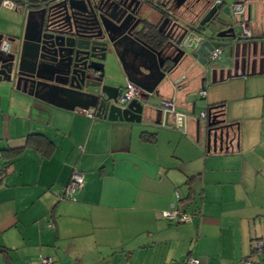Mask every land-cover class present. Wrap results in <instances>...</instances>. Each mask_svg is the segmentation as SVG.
<instances>
[{"label":"crops","instance_id":"crops-1","mask_svg":"<svg viewBox=\"0 0 264 264\" xmlns=\"http://www.w3.org/2000/svg\"><path fill=\"white\" fill-rule=\"evenodd\" d=\"M239 1L252 39L229 46L234 73L226 77L248 79L242 99L252 111L242 112L252 123L230 109L235 93L208 101L216 91H207L196 58L180 64L155 93L143 91L156 109L161 100L174 103L171 128L91 119L0 81V264H38L41 257L53 264H184L189 258L235 264L253 255V241L264 244V0ZM191 94L205 100L195 119L189 117L194 103H186ZM226 103L223 119L233 124V141L207 152L205 121L196 119L213 105L225 110ZM175 127L184 131L178 135ZM142 133L154 138L143 140ZM75 171L83 188L74 201L60 200ZM177 205L191 223L162 218Z\"/></svg>","mask_w":264,"mask_h":264},{"label":"water","instance_id":"water-1","mask_svg":"<svg viewBox=\"0 0 264 264\" xmlns=\"http://www.w3.org/2000/svg\"><path fill=\"white\" fill-rule=\"evenodd\" d=\"M234 1L221 0L220 7L222 6V8L219 7L220 9L218 10V7H214L209 10L199 24H169L165 35L168 40L166 47L175 52L174 66L183 59L194 60L195 58L198 64L205 65L209 54L214 48H223L234 42L236 39L234 26L216 32L217 27L227 25L225 18H230L229 5ZM61 3L56 4V6ZM137 7L136 10H132L129 13L142 12L145 9V3L138 1ZM129 8L130 6L126 10L121 7L123 14L128 12ZM29 17L30 13L27 14L24 30L17 39V43H19L18 53L3 54L0 52V81L11 82L14 84L15 90L46 100L49 104L67 111L72 112L76 109L88 110L92 108L95 109L97 119L136 124L154 122L155 124L170 127L167 121H169L171 116L159 108L155 109L156 119L152 120L151 114L149 115L151 107L146 99L141 101L132 100L124 108L116 107L113 104V101L120 96L122 88L108 86L103 83L102 72L104 65L97 61H102L104 56L98 59L92 55L91 58L97 61H92L88 64L84 61L85 58H78L79 55L84 54V50H87L84 45L86 43L92 47L91 52L93 53L97 51L105 53L107 51L108 55L117 57L123 69L126 82L135 84L144 91L145 95L155 93L158 84L171 76L173 72L160 71L158 79L151 86L146 85L148 83L147 80L152 78L150 68L156 64V57L165 46L157 51L147 45L141 38L143 28L139 27L138 21L129 31L121 33V36H118L117 39V34L111 29L101 26L97 29L95 35L86 36L88 39L86 41L81 40L80 36L76 40L44 34L42 27L35 29L34 25L28 24ZM211 20H215L213 28L207 25ZM123 25L120 24L117 28L121 29ZM31 28H34L33 31L37 35L35 38L27 36ZM178 31H181V34L178 35ZM110 35L113 36L112 39ZM1 39L2 36H0ZM59 39L60 41L63 40V42H58ZM127 39L139 49L136 54L137 59H135L137 62L133 60L134 62L126 63L122 58L124 54L119 52L121 48L125 51V45L121 41ZM9 40L14 41V39ZM119 41L121 45L117 49L116 45ZM155 45L161 46L158 39H155ZM51 56L55 57L52 58ZM78 66H81V68ZM161 66L162 63L159 64V67ZM63 67L66 69V74L63 73ZM86 70L96 73L95 78L91 79L88 77L85 73ZM63 74L64 76H69V85L68 82L55 84L56 82L54 81L52 83L51 76L60 77ZM82 87L84 90H81ZM38 90L41 91L39 96L37 95ZM204 121L206 151L209 152L211 148L215 152L217 146L219 151L223 147L226 150L228 144L233 141V124H227L223 118L211 116L210 110L207 111V118Z\"/></svg>","mask_w":264,"mask_h":264},{"label":"flooded vegetation","instance_id":"flooded-vegetation-1","mask_svg":"<svg viewBox=\"0 0 264 264\" xmlns=\"http://www.w3.org/2000/svg\"><path fill=\"white\" fill-rule=\"evenodd\" d=\"M138 1L145 3V9L142 10V12L138 11L137 13L130 14L129 12L138 8ZM217 1L218 0H26L24 5L27 8L26 13H30L28 24L34 25L33 27L35 29L42 27L44 34L68 39L72 38L77 40L79 38L78 36H80L81 40L87 41V37L95 35L97 29L101 26L111 29L117 34V39L118 36H121V33L129 31L138 21V24H140L139 27L143 28L141 38L147 45L155 48L157 51L165 46L162 52L157 55L156 64L150 68L152 78L147 80L148 83L146 85L151 86L152 83L158 79L160 71L174 72L180 64L189 60L183 59L175 66L173 65V61L176 58L175 52L172 49H167L166 44L168 40L165 38L169 24H199L205 13L209 10H212L214 7H218V10L222 8V6L220 7V2ZM60 2L62 3L56 6V4ZM240 2L243 3L242 1ZM128 6H130L128 12L123 14L121 7L127 10ZM230 18V22L225 18L227 22L226 26H216V32L234 26L236 33V28L238 29V27H236L235 24L247 18L250 24L249 16L246 18L242 16L240 18L238 16L234 17L230 12ZM214 21L215 20H211L207 25L215 26ZM24 24H26V19ZM120 24L124 25L121 29H118L117 26ZM161 24L164 25L161 26ZM34 28H31V31L27 35L28 37L35 38L37 36L33 31ZM179 34H181V31H178V35ZM110 38L112 39L113 36L110 35ZM155 39L160 41V47L155 45ZM58 42H63V40L60 41L59 39ZM69 42L71 41L69 40ZM121 43L125 45L126 48L125 51H123L122 48V51L119 50V52L124 54L122 56L123 60L126 63L134 62L135 59H137L136 54L139 50L136 48L137 46L132 44L128 39L122 40ZM121 43L119 41L116 45L117 49L120 47ZM18 45L19 43H17L16 54L18 53ZM84 45L87 47V50H84V54L79 55L78 58H85L84 61L88 64L89 62L97 61L91 58L92 55L98 59L104 56L102 61L97 62L103 65L105 64L107 58L110 56L107 51L105 53L99 51L93 53L91 52L92 47L89 46L88 43ZM10 53H12L11 50ZM54 57L55 56L52 58ZM135 62H137V60ZM161 63L162 66L159 67ZM78 67L81 68V66ZM65 70L66 69L63 67L64 74H66ZM85 73L91 79L95 78L94 76L96 73L93 71L86 70ZM64 74L60 77H56L55 75L51 76L53 80L52 83H54V81L56 82L55 84L68 82L69 85V76H64ZM77 85H79V83H77ZM39 90L37 93L38 96L41 95V91ZM81 90H84V88L82 87Z\"/></svg>","mask_w":264,"mask_h":264},{"label":"rangeland","instance_id":"rangeland-1","mask_svg":"<svg viewBox=\"0 0 264 264\" xmlns=\"http://www.w3.org/2000/svg\"><path fill=\"white\" fill-rule=\"evenodd\" d=\"M20 2H17L18 10H9L3 7H0V36L3 38L9 40L14 39V41H10L11 43V52L15 53L16 47H17V39L21 36L23 30H24V21L26 19L27 13H26V6L24 5V2L26 0H19ZM210 28H213V25L209 26ZM236 34L239 33L238 29L236 30ZM229 45H232V43H229ZM229 45L222 48V54L218 60L215 62H209L205 65H200L196 67V72L199 74L201 78L204 79V85L207 86V91L211 92L212 89H215L216 93L209 95L208 101H213L211 99H221V98H229L230 96L235 93L237 95V99L234 102L230 103V109L237 113V115H241L244 121L252 123L249 116H245L242 111L250 110L252 111L250 100L249 106L244 108V100L243 92L246 85L245 77H230L227 78L226 74L230 73V76H233L231 74L234 73V63H233V56H229ZM240 49V48H239ZM237 50V60H239V63L242 62V59L244 58L242 55V50ZM246 59L248 58L247 51L245 52ZM241 57V58H240ZM246 61V60H245ZM222 72V79H220L219 74ZM103 83L108 86L112 87H123L125 84V76L123 69L115 55H110L103 67ZM213 74L216 75V82L213 81ZM219 77V78H218ZM186 76L181 77V81H184V84H186V87L189 86V83L185 82ZM170 79H168L169 81ZM252 80V79H249ZM166 80H164L165 82ZM173 83L176 85V82L173 81ZM174 86V85H173ZM191 88V87H190ZM248 88V87H247ZM192 96V97H191ZM188 97H190L186 103H189V106H191V103L193 102L195 105L194 113H190V118H196L198 113L200 111H203L205 109V100L204 99H198L195 94H191ZM194 97V98H193ZM221 97V98H220ZM154 97H151V99ZM197 98V99H196ZM262 99H257L258 104L261 105ZM215 101V100H214ZM153 105L152 102H149V106ZM226 108L224 110V113L227 115L229 113V104H225ZM151 107V111L149 112V115L151 114L152 117H154V110L156 108ZM241 107V108H240ZM241 110V111H240ZM259 107L256 109V113H259ZM193 120V119H192ZM258 125L260 124V120H258ZM153 124V123H151ZM164 128H167V126H163ZM203 130V138H204V124L201 125ZM171 128V127H170ZM174 132L179 133L183 132L184 130H180L179 127L173 128ZM261 225L262 230L264 229V214L263 217H261ZM253 260H258L259 257L256 254H253L251 257Z\"/></svg>","mask_w":264,"mask_h":264},{"label":"built area","instance_id":"built-area-1","mask_svg":"<svg viewBox=\"0 0 264 264\" xmlns=\"http://www.w3.org/2000/svg\"><path fill=\"white\" fill-rule=\"evenodd\" d=\"M17 0H1L0 7L9 9V10H18ZM221 2V1H217ZM229 10L231 14L236 17L242 14L244 10L243 3L239 0H235L229 5ZM236 27L239 29L238 39L239 40H250L252 38V33L250 29L249 19H245L239 21L235 24ZM11 50V43L9 40L2 38L0 40V52L3 54H9ZM222 54V48H214L212 52L209 54L208 61L215 62L220 58ZM143 91L137 87L135 84L131 82H126L125 87L122 89L120 96H118L114 101L113 104L116 107L124 108L129 102L132 100H144L142 99ZM198 96L203 98L205 97V90L201 88L198 92ZM158 108L161 109L163 112H166L171 116V125L176 126L175 120L177 117V112L175 109V105L173 102L168 100H161L158 104ZM79 112L86 115L88 118L96 119L95 109H88V110H78ZM207 112H201L196 119L197 123L199 120H206ZM84 185L83 176L78 172H72L70 179L67 185L61 190L58 198L60 200H68L74 201L75 195L81 191ZM175 197L178 198V192H175ZM163 219L176 222L178 224H187L191 223L192 216L188 212L183 210L181 205L174 206L170 210H165L161 213ZM251 250L253 254H256L259 259L253 260L251 258H243L235 264H264V244L260 240H255L251 244ZM38 264H53L52 260L47 257H41L39 259ZM184 264H199V261L195 258H189Z\"/></svg>","mask_w":264,"mask_h":264},{"label":"trees","instance_id":"trees-1","mask_svg":"<svg viewBox=\"0 0 264 264\" xmlns=\"http://www.w3.org/2000/svg\"><path fill=\"white\" fill-rule=\"evenodd\" d=\"M17 1L20 2L19 0H17ZM0 3H1V0H0ZM208 110H210L211 116H213V117L215 116V117L222 119L224 116V104H218V105L210 106V107H208L207 111ZM153 136L154 135L142 133L141 138L143 140H146V141H151L154 138Z\"/></svg>","mask_w":264,"mask_h":264},{"label":"clouds","instance_id":"clouds-1","mask_svg":"<svg viewBox=\"0 0 264 264\" xmlns=\"http://www.w3.org/2000/svg\"><path fill=\"white\" fill-rule=\"evenodd\" d=\"M237 38H238V34H236V39H237ZM236 39H235V40H236ZM251 39H252V38H251ZM251 39H250V40H251ZM238 40H239V39H238Z\"/></svg>","mask_w":264,"mask_h":264}]
</instances>
